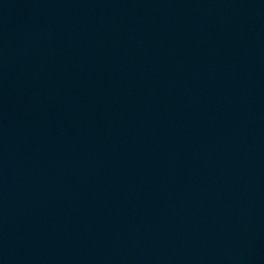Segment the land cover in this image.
Returning <instances> with one entry per match:
<instances>
[{
  "label": "water",
  "instance_id": "obj_1",
  "mask_svg": "<svg viewBox=\"0 0 264 264\" xmlns=\"http://www.w3.org/2000/svg\"><path fill=\"white\" fill-rule=\"evenodd\" d=\"M0 264H264V0H0Z\"/></svg>",
  "mask_w": 264,
  "mask_h": 264
}]
</instances>
